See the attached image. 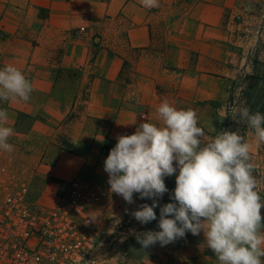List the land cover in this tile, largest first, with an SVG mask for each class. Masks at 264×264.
I'll list each match as a JSON object with an SVG mask.
<instances>
[{"label":"rangeland","instance_id":"1","mask_svg":"<svg viewBox=\"0 0 264 264\" xmlns=\"http://www.w3.org/2000/svg\"><path fill=\"white\" fill-rule=\"evenodd\" d=\"M260 1L264 0H158V7L149 8L141 0H135L142 10L131 18L116 14L117 5L110 0H0V58L17 50H28L20 44L22 40L37 44L39 39L47 38L43 28L46 25L80 21L84 27L78 31L88 42L86 65L92 67L85 76L86 87H106L103 91L107 92L109 87H119V98L123 99L117 111L110 107L109 98L104 100L103 107L72 110L58 124L55 121L48 124L52 128L48 135L40 129L30 135L35 119L18 114L15 123L18 136L8 141L14 150L11 153L0 150V167L12 172L24 169L34 200L53 206L75 182L89 187L108 183L104 161L116 145V137L135 133L143 122L159 124L156 109L166 99L178 109L195 110L198 126L204 128L209 138L224 129H238L252 144V162L257 165L254 175L264 178V144L256 147L254 130L246 124L224 118L226 109L234 102L248 106L253 113L256 111L252 107L261 108L264 102V75L250 61L254 59L250 53L258 45L259 37L264 45V34L259 32L262 23L247 15ZM239 6L244 9L239 11ZM244 13L242 24L236 25L237 16ZM149 17L157 20L150 29L154 42L143 46L142 34L136 32L134 36L139 41L131 45L118 22L142 23ZM63 50L59 48V54ZM100 52L109 58H119L117 82L110 78L111 63L99 60ZM259 59L264 63V52ZM170 65H175V75L160 71ZM208 78L213 83L208 95L202 87H190L196 80L203 83ZM174 81L179 84L175 89L164 88ZM154 94L164 98L155 103L151 100ZM4 104L0 101V107ZM76 123L80 130L74 139L70 134ZM258 191L264 199V183ZM133 199L135 202L128 204L116 194L106 209L109 227L103 244V264H199L194 260L197 251L190 245L184 248L183 258L175 261L173 253L163 252L169 245L162 247L156 243L144 248L138 243V234L160 230L159 220L143 225L136 221L130 213L148 200L152 204V200L141 199L137 193ZM261 211L264 215V209ZM208 252V263L219 264L212 250Z\"/></svg>","mask_w":264,"mask_h":264},{"label":"clouds","instance_id":"2","mask_svg":"<svg viewBox=\"0 0 264 264\" xmlns=\"http://www.w3.org/2000/svg\"><path fill=\"white\" fill-rule=\"evenodd\" d=\"M141 3L158 7V0ZM32 92V83L20 69H0V101L27 102ZM156 112L159 124L143 122L135 133L118 135L104 161L111 192L128 204L135 202L134 193L152 200L130 213L136 221L143 225L156 220L154 209L160 208V230L138 234V243L163 247L189 232H203V246L212 250L219 264H264V199L258 191L264 178L254 175L252 144L238 129H224L209 138L198 126L195 110L178 109L166 99ZM228 117L254 130L256 147L264 144V114L234 102L225 111ZM8 119L7 110L0 109V150L11 153L13 128ZM174 174V202L160 206L159 199L169 191L165 178Z\"/></svg>","mask_w":264,"mask_h":264},{"label":"crops","instance_id":"3","mask_svg":"<svg viewBox=\"0 0 264 264\" xmlns=\"http://www.w3.org/2000/svg\"><path fill=\"white\" fill-rule=\"evenodd\" d=\"M111 4L117 5L116 14L122 13L127 17L134 18L137 12L142 9L136 4L135 0H110ZM240 11V6H239ZM130 19V18H129ZM157 20L145 19L140 22L136 21H119L118 24L123 25L122 29L127 32V40L131 45L136 44L139 40L134 36L137 33L142 34V45L147 46L152 39V29ZM84 24V23H83ZM80 21H68L58 25L44 26L47 31V38L44 40H38L37 44H32L31 41L22 40V47L26 46L28 50L23 52H13L0 58V69H3L7 65H14L20 69L25 77L32 83L33 92L29 101L11 100L4 102L5 104L0 109H6L8 112V126L13 128V134L9 138L15 139L18 136V132L15 128L16 116L18 114L28 115L34 118V123L30 129V135L37 133L38 130H42V134H51L50 126L48 124L62 121L63 116H66L70 111H74L80 107H103V102L106 98L110 100V107L117 111L120 103L123 104L121 98H119V87H109L107 91H103L106 87H86L85 76L92 71V67H87L88 61L87 46L88 42L84 40L82 33L78 31V28L84 27ZM103 23L100 22V26ZM139 29V30H137ZM75 32L73 33L72 31ZM70 33V34H69ZM229 43V37H227ZM206 45H213V43L206 42ZM64 48L63 52L59 54L58 49ZM171 50H174L173 47ZM99 60L109 61L111 63V80L117 82L118 80V61L117 56L109 58L104 53L98 54ZM98 57L94 58L96 65L94 70H97ZM161 57L159 56L158 59ZM198 58H209L208 56H198ZM114 65V67H113ZM100 66V65H99ZM175 65H170L167 68H161L164 73L175 75ZM102 68V67H101ZM68 78L65 80L64 78ZM179 86L176 81L166 84V89ZM213 83L211 78L206 79L203 83L195 81L190 87L198 88L202 87L208 95L209 87H212ZM130 88V87H129ZM164 97H160L158 94H154L151 100L155 103L161 102ZM209 98V97H208ZM207 97H203V100H207ZM106 105H108L106 103ZM65 111H62L64 110ZM50 116L54 118H49ZM44 117V118H43ZM73 128V127H72ZM54 129V128H53ZM79 125L76 123L70 136L74 139L79 134ZM29 135V136H30ZM192 236L195 238H187ZM192 240V241H190ZM169 247L163 251L164 253L174 254V260L178 261L184 256V248L189 245L194 247L197 251L194 260L199 264H209L208 256L210 250L204 247V234L200 233L198 236L186 235L185 238L178 239L177 241L168 244Z\"/></svg>","mask_w":264,"mask_h":264},{"label":"built area","instance_id":"4","mask_svg":"<svg viewBox=\"0 0 264 264\" xmlns=\"http://www.w3.org/2000/svg\"><path fill=\"white\" fill-rule=\"evenodd\" d=\"M107 182H75L53 206L34 200L28 174L0 167V264H103Z\"/></svg>","mask_w":264,"mask_h":264},{"label":"trees","instance_id":"5","mask_svg":"<svg viewBox=\"0 0 264 264\" xmlns=\"http://www.w3.org/2000/svg\"><path fill=\"white\" fill-rule=\"evenodd\" d=\"M243 9H244V7L241 6L240 7V11H242ZM244 15H245V13L243 15H241V16L240 15L237 16V20H236V23H235L236 25L242 24V21L244 20ZM247 15L256 17L259 20H261L262 24L260 25L259 32H260L261 35L264 34V1H260L259 4L255 5V9L252 12L248 13ZM261 43H262V39H261V37H259L258 45L255 47L254 51H251V53H250V55L253 54V58L254 59H251L250 61L254 62L255 67H257V66L260 67L262 75H264V63H262V61H259L261 53L264 52V45H261ZM252 110H254L256 112L257 111H261L262 114H264V102H263L261 108L252 107ZM175 179H176V174L165 178V184H166V187L168 188L169 191L166 192L163 195V197L159 199L158 203H159L160 206H163L166 203L174 202V201H172L170 199V195H171V193L173 192V190H174V188L176 186ZM145 203L151 205L149 200L147 202H145ZM154 211L156 212L157 219L152 221V222H150L149 224H154L157 220H159L160 208L157 207V208L154 209Z\"/></svg>","mask_w":264,"mask_h":264}]
</instances>
